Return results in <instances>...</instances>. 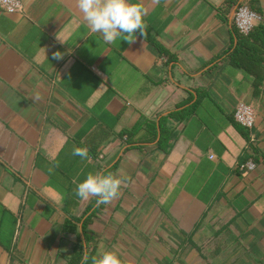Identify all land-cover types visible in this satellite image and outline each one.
Wrapping results in <instances>:
<instances>
[{
    "label": "crops",
    "instance_id": "crops-1",
    "mask_svg": "<svg viewBox=\"0 0 264 264\" xmlns=\"http://www.w3.org/2000/svg\"><path fill=\"white\" fill-rule=\"evenodd\" d=\"M131 2L133 43L90 32L76 0L0 9V264H80L85 247L87 264H264V74L234 61L237 0ZM98 171L122 179L100 206L75 195Z\"/></svg>",
    "mask_w": 264,
    "mask_h": 264
},
{
    "label": "clouds",
    "instance_id": "clouds-1",
    "mask_svg": "<svg viewBox=\"0 0 264 264\" xmlns=\"http://www.w3.org/2000/svg\"><path fill=\"white\" fill-rule=\"evenodd\" d=\"M77 7L82 13L90 32L99 33L106 43H113L117 39L133 43L137 33L144 36L145 10L140 3L131 0H76ZM54 58L60 59V52L53 53ZM72 155L82 160L88 158L86 147H73ZM122 179L113 173L98 171L89 173L77 183L75 195L81 199L96 198V206L110 203L120 194ZM90 256L85 247L80 264H87ZM93 264H122L119 256L110 250H97L91 256Z\"/></svg>",
    "mask_w": 264,
    "mask_h": 264
},
{
    "label": "built area",
    "instance_id": "built-area-1",
    "mask_svg": "<svg viewBox=\"0 0 264 264\" xmlns=\"http://www.w3.org/2000/svg\"><path fill=\"white\" fill-rule=\"evenodd\" d=\"M0 9L7 13L20 12L23 9V0H0ZM233 23L238 31L243 34H249L262 21L261 14L252 10L245 0H237L232 15ZM236 122L248 129H252L256 121V113L252 106L239 102L234 112ZM253 162H247L240 166L244 173L255 169Z\"/></svg>",
    "mask_w": 264,
    "mask_h": 264
},
{
    "label": "trees",
    "instance_id": "trees-1",
    "mask_svg": "<svg viewBox=\"0 0 264 264\" xmlns=\"http://www.w3.org/2000/svg\"><path fill=\"white\" fill-rule=\"evenodd\" d=\"M234 61L255 75L259 84L264 74V25L255 27L249 34H237Z\"/></svg>",
    "mask_w": 264,
    "mask_h": 264
}]
</instances>
